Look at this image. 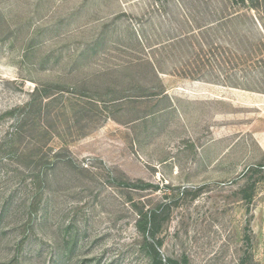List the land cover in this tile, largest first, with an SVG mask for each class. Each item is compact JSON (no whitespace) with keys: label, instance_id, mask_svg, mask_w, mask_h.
<instances>
[{"label":"rangeland","instance_id":"obj_1","mask_svg":"<svg viewBox=\"0 0 264 264\" xmlns=\"http://www.w3.org/2000/svg\"><path fill=\"white\" fill-rule=\"evenodd\" d=\"M255 5L0 0V264H264Z\"/></svg>","mask_w":264,"mask_h":264},{"label":"trees","instance_id":"obj_2","mask_svg":"<svg viewBox=\"0 0 264 264\" xmlns=\"http://www.w3.org/2000/svg\"><path fill=\"white\" fill-rule=\"evenodd\" d=\"M246 0H232L233 3L241 2L245 4ZM251 2L256 1V5L261 4L262 0H249ZM236 11L232 13H228V15L224 16L223 18L233 17ZM139 219L137 220V228L144 234H148L154 239L155 232H154V225L156 224L157 219V208H152L147 210L146 212H139L138 213ZM153 253H151L152 264H162L161 259L159 257L158 251L155 249L154 245H150ZM169 264H177L175 261L169 260Z\"/></svg>","mask_w":264,"mask_h":264}]
</instances>
